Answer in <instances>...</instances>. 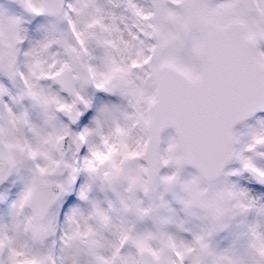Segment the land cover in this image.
Listing matches in <instances>:
<instances>
[{
  "label": "snow or ice",
  "instance_id": "obj_1",
  "mask_svg": "<svg viewBox=\"0 0 264 264\" xmlns=\"http://www.w3.org/2000/svg\"><path fill=\"white\" fill-rule=\"evenodd\" d=\"M42 2L16 0L18 9L32 17L56 14L63 18L68 41L45 38L36 43L38 48L48 51L54 68L56 64H67L61 56L69 57L75 52L88 50L73 19L81 6L86 3L93 5L96 26L101 29L106 11L111 9L116 13V8L125 9L128 17L123 16V26L117 24L115 28L120 43L116 44L108 38L103 43V48L112 55V71L120 79L121 87H106L96 82L95 77L92 87L98 92L125 97L132 111L130 114L120 113L124 121L122 124L111 116V110L102 108L90 126L73 133L68 124L79 123L92 107L90 98L84 90L76 87L70 75L61 77L56 71L42 75L43 84L51 82L59 85V92H53L50 86L42 89L55 102V115L46 109L41 110L42 123L36 125L25 111L24 118L29 121L25 139L30 141L28 137H32L34 125L43 127L56 139L57 156L67 171L66 186L35 210V218L40 222L38 241L44 244L52 231L46 224L52 204L75 185L82 172L92 173L95 170L94 162L100 160L102 152L106 156L114 154L118 157L110 168L105 169V177L99 182L113 191L118 188L107 177L123 170L120 161L137 163L134 170H129L127 193L119 189V208L109 203L105 209L92 202L91 211L95 220L105 229V236L111 237L106 247L110 255L93 249L86 264H202V254L212 255V264H264V237L257 235L260 225L247 226L246 235L242 234L246 238L261 239L258 248L260 259L233 260L229 258L232 249L221 253L210 251L208 240L211 232L199 231L192 235L190 241L183 240L178 244L171 234L163 231L164 226L174 222L173 218L160 216L154 222L160 230L164 246L171 253L161 258L160 253L147 243L148 237L138 233L135 224L124 219L125 214L134 212L143 221L153 212L167 207L163 196L157 198L141 179L145 174L169 191L178 180L181 165H192L209 180H216L224 174L225 165L236 156L242 163V172L250 173L253 179L264 184V168L257 167L253 159L245 157L243 152L239 155L234 152L231 131L238 120L264 110V0H150L147 7L138 0H72L71 3L55 0L56 8L51 12L45 11ZM9 19L13 23L20 22L16 18ZM2 36L3 23L0 19ZM201 76L204 86L194 87L192 82ZM8 80L18 85L19 89L27 86L23 73L17 77L19 84L10 78ZM60 92L66 93V96L60 95ZM5 95L10 93L0 84V124L5 113L10 117L16 116L12 106L4 101ZM27 95L31 96V93ZM12 99L14 103L25 100L20 90ZM102 116L104 119H101ZM110 117L111 126L106 134L105 124ZM61 118H65L68 124L61 123ZM169 127L176 130V138L161 153L160 134ZM261 129L244 151L256 153L257 148H264V124ZM177 142L183 149V158L173 155ZM257 155L264 156V153ZM141 161H145L146 165ZM81 165L84 167L81 168ZM169 166H174L176 171L161 176L160 169ZM34 167L43 171L39 160ZM11 174L12 171L0 165V184L7 181ZM190 183L186 181L182 187L187 190ZM231 188L236 190L235 186ZM92 191L93 186L83 187L78 193L79 199L90 202ZM137 193L152 199L151 206L143 207L142 200L136 197ZM236 194L241 197L238 207L243 212L250 211L253 201H249L247 193L236 190ZM180 203L186 209V201L183 199ZM13 207L16 208L17 203ZM177 226L184 230L182 224ZM8 231L7 225L0 226V264H56L52 251L43 253L33 250L30 258L28 253L18 251L7 241ZM67 239L68 235L63 234L61 244ZM125 249L134 251L126 253Z\"/></svg>",
  "mask_w": 264,
  "mask_h": 264
},
{
  "label": "clouds",
  "instance_id": "obj_2",
  "mask_svg": "<svg viewBox=\"0 0 264 264\" xmlns=\"http://www.w3.org/2000/svg\"><path fill=\"white\" fill-rule=\"evenodd\" d=\"M41 6L46 12H51L56 8V3L55 0H43ZM49 16L54 17L57 24L64 23L63 18L59 15L52 14ZM123 16V14L118 15L109 9L104 13V27L101 29L96 26L93 5L86 3L81 6L73 19L78 29L81 30V36L87 44L88 50L75 52L69 57L61 56V59L66 60L67 64H56L55 68L53 67L54 61L49 57L48 51L44 48H38L36 44L22 52L23 43L20 41H24L25 36L20 22L13 23L9 17L2 16L0 17L3 23V36L0 37V75L15 80L19 84L20 81L17 80V77L23 73V79L27 81V86L21 88L20 93L24 99L30 101L32 106L39 111L46 109L53 115H55V102L42 91L44 84L41 77L45 73L56 71L57 75L61 77L70 75L72 82L82 90L92 87L93 77H95L96 82H100L106 87L119 89L121 81L113 74L112 55L109 50L103 48V43L106 38L115 41L116 44L120 43V37L115 28L117 24L123 26ZM47 39L68 41L69 36L67 31H53ZM90 63L91 68H89ZM192 83L194 87L202 88L204 79L201 76L200 79ZM27 93H31V96H28ZM17 103L20 101L18 100ZM111 116L119 119L122 124L124 123L120 113L111 110ZM101 119L104 117L102 116ZM54 123L57 125L56 131L59 133L58 121ZM28 124L29 121L24 118V113L16 114L15 117H10L5 113L4 120L0 124V145H2L0 165L12 172H18L21 169L28 171L26 187L23 196L17 202L14 219L7 224L9 231L6 233V239L18 251L28 253L30 258L33 250L40 252L37 249L44 245L37 239L40 232V222L35 218V210L48 201L53 193L59 194L62 186H66L67 170L57 156L56 139L47 133L43 127L37 128L34 125L30 141L25 139V128L28 127ZM110 126L111 117L109 122L105 124L106 134L109 132ZM238 144L239 140L234 136L233 150L237 155L241 154V151H237L234 147ZM173 155L181 158L184 156L179 142H177V148ZM100 156V160L94 162L95 170L92 173L83 172L88 175L91 181L89 185H86V188L100 182L105 177V169L111 167L114 159H118L114 154L106 156L101 152ZM36 160H39L43 171L34 167ZM120 163L123 165V170L116 175L108 176L107 179L111 180L112 185H115L116 188L127 193L129 170H134L137 162L121 160ZM184 166L181 165L178 180L170 186L169 191L175 188L180 189L184 194L186 210L194 215L202 225L200 231L211 232V237L208 240L211 246L210 251L221 253L213 246V240L236 217L246 214L238 207L241 197L236 194L235 189L229 186H220L217 179L209 180L202 174L190 179L191 183L185 190L182 187L184 182L181 180V171ZM83 167L81 165V168ZM141 179L148 184L149 190L154 194L161 186L147 178L146 174ZM132 195L135 197V193ZM131 215L137 221H141L134 212ZM158 217H160L159 212H153L147 218L154 220ZM46 224L52 229L47 237L48 240L55 236V225L49 218H46ZM172 224L164 226L163 231H166L165 229ZM175 226L179 231H184L177 225ZM64 234L68 235V239L63 243L60 253L56 254L52 251L56 258V264H78L82 258L91 256L93 249L102 250L104 255H110L106 250L109 238L105 236V229L97 223L91 210L86 214L79 211L74 213L67 223ZM142 234L148 237L147 243L160 253L161 258L171 255L170 250L164 246L159 229ZM171 235L178 244L183 241L177 235ZM257 235L264 237V228H258ZM261 242V239L257 237L247 238L249 250L247 259L252 261L260 259L258 248ZM229 258L233 260L243 259L235 251ZM185 259H188V255H185ZM213 259L214 257L209 254H202L201 256L202 264H212Z\"/></svg>",
  "mask_w": 264,
  "mask_h": 264
},
{
  "label": "rangeland",
  "instance_id": "obj_3",
  "mask_svg": "<svg viewBox=\"0 0 264 264\" xmlns=\"http://www.w3.org/2000/svg\"><path fill=\"white\" fill-rule=\"evenodd\" d=\"M71 3L72 0H68ZM139 3L145 7L149 6L147 0H138ZM118 15L123 14L128 17V13L123 7L116 8L114 10ZM0 15L7 16L9 18H16L20 21V26L23 30L25 39L21 46V51H27L33 45L39 41L47 38L53 31L64 32L66 31V24H57L54 17L47 15L41 17H32L26 13H22L18 9L17 4L9 2L7 0H0ZM99 54V53H98ZM0 84H3L9 91L10 95L4 96V101L12 106L13 111L16 114L24 113L25 111L30 116V121L33 124L40 125L42 123L40 111L34 108L30 101L24 100L20 103H14L13 97L19 94V86L8 80L4 75H0ZM45 87H51L53 92H59L60 89L57 85L46 82ZM87 96L90 98L92 107L86 112L82 118V123L79 127H72L61 118V123L68 124L70 130L73 133H79L85 127L90 126L100 109L108 108L117 113H131L128 101L125 97L119 94H109L100 92L102 97H98V92L94 87H88L84 90ZM60 95L65 96L63 92ZM25 107V109H22ZM264 124V114L242 123L236 127L234 136L239 140V144L235 145L237 151L243 152L245 157L253 159L254 164L257 167L264 168V156L257 155V153H264V148H257L256 153L244 151L248 145L253 141V137L258 134L262 129L261 125ZM31 138L30 136L28 137ZM176 138V130L171 129L167 131L163 136V151L168 147L169 143ZM83 155L81 156V159ZM146 165L145 161H141ZM174 166L166 167L162 176L171 175L175 172ZM227 173H238L237 175H227ZM200 173L189 166L185 165L181 171V180L183 182L189 181L193 177L199 176ZM28 179L27 169H21L18 172H14L12 179L0 189V226L11 223L14 219L15 208L13 207L19 199L22 197L26 183ZM91 183L86 173H81L75 185L69 189V191L62 195L61 200L56 204L48 214L47 218L51 219L55 225V236L45 241L42 247L37 250L43 253L49 250L56 254H59L62 248L61 238L64 234V230L67 226L69 219L76 212L87 213L91 210L92 202L102 205L107 209L109 203L114 207L119 208V195L121 190L113 191L111 188L102 186L99 182L93 185V191L90 194V202L82 201L79 199V191L86 185ZM220 186H235L237 191H244L247 193L248 198L253 201V206L244 216L236 217L229 226L220 232L213 240V246L217 251L223 252L228 249H232L238 256L243 259H247L249 250L247 238L242 234L246 231V227L250 225H260L264 228V186L257 184L252 178L250 173L242 172L241 161L234 158L233 162L226 169L223 177L217 182ZM163 196V201L167 205L166 208L160 209V216H171L174 223L168 226L165 230L173 235H177L180 239L190 241L194 233H198L202 227L200 221L192 214H190L180 203L184 199V194L179 188H175L170 191H165L163 186H160L155 193V196L159 198ZM136 197L143 202V207L147 208L151 206L153 200L149 197H145L142 193H137ZM158 202V201H157ZM64 217V218H63ZM63 218V232L59 233L60 220ZM124 219L126 222L134 223L135 229L138 233H145L149 231H156L157 225L152 218H146L143 221H137L131 214H125ZM182 224L184 231H179L175 225ZM111 239V237H109ZM126 253L134 251L132 249H125ZM87 258L81 259V264H86Z\"/></svg>",
  "mask_w": 264,
  "mask_h": 264
},
{
  "label": "water",
  "instance_id": "obj_4",
  "mask_svg": "<svg viewBox=\"0 0 264 264\" xmlns=\"http://www.w3.org/2000/svg\"><path fill=\"white\" fill-rule=\"evenodd\" d=\"M12 1H14V2H16V0H12ZM150 1V0H149ZM262 112H264V110H258V111H256V112H254L253 114H251V115H249V116H246V117H244L243 119H240V120H238L234 125H233V127H232V129H231V131H232V133H233V129H234V127L237 125V124H239V123H241V122H243V121H245V120H248V119H251V118H253L254 116H256V115H258L259 113H262ZM169 128H171V127H169ZM169 128H166V129H164L162 132H161V134H160V144H159V149H160V152H161V137H162V134L166 131V130H168ZM233 159V158H232ZM232 159L229 161V162H231L232 161ZM228 162V163H229ZM227 163V164H228ZM227 164L225 165V167L227 166ZM189 166H191V167H194V166H192V165H189ZM225 167H224V169H225ZM194 168H196V167H194ZM197 169V168H196ZM224 169H223V172H224ZM163 170H164V168H161L160 169V175H161V173L163 172ZM223 175V174H222ZM221 175V176H222ZM221 176H219L218 178H217V180L221 177ZM10 177V176H9ZM1 185V184H0Z\"/></svg>",
  "mask_w": 264,
  "mask_h": 264
},
{
  "label": "bare ground",
  "instance_id": "obj_5",
  "mask_svg": "<svg viewBox=\"0 0 264 264\" xmlns=\"http://www.w3.org/2000/svg\"><path fill=\"white\" fill-rule=\"evenodd\" d=\"M96 95L98 96V97H102V94L100 93V92H97L96 93ZM24 109H25V107H24ZM26 110V109H25ZM29 115V114H28ZM29 118H30V116H29ZM101 207H102V205H100Z\"/></svg>",
  "mask_w": 264,
  "mask_h": 264
}]
</instances>
